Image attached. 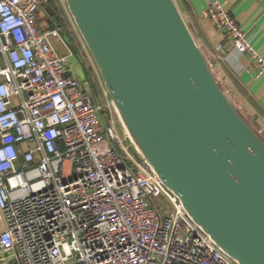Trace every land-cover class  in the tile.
<instances>
[{
  "label": "built area",
  "instance_id": "built-area-1",
  "mask_svg": "<svg viewBox=\"0 0 264 264\" xmlns=\"http://www.w3.org/2000/svg\"><path fill=\"white\" fill-rule=\"evenodd\" d=\"M50 1L0 0V263L238 264L131 151L92 83L68 76L61 31L38 23ZM202 17L264 75L223 0Z\"/></svg>",
  "mask_w": 264,
  "mask_h": 264
},
{
  "label": "water",
  "instance_id": "water-1",
  "mask_svg": "<svg viewBox=\"0 0 264 264\" xmlns=\"http://www.w3.org/2000/svg\"><path fill=\"white\" fill-rule=\"evenodd\" d=\"M64 1L136 153L222 251L264 264V138L224 92L176 1ZM42 9L59 28L57 11Z\"/></svg>",
  "mask_w": 264,
  "mask_h": 264
},
{
  "label": "crops",
  "instance_id": "crops-1",
  "mask_svg": "<svg viewBox=\"0 0 264 264\" xmlns=\"http://www.w3.org/2000/svg\"><path fill=\"white\" fill-rule=\"evenodd\" d=\"M175 1L188 28L210 62L215 77L223 83L222 86H225L229 94L243 107L247 117L256 120L264 131V75L258 77L257 67L251 61L250 56L241 55L232 47L229 38L218 31L209 19L202 17L203 11L212 0ZM54 3L60 8L58 9L60 11L58 15L61 19V26L58 28L57 25L59 24H56L55 29H59L63 40L66 39L71 44L69 37L77 38L78 36L75 23L64 0H54ZM223 3L242 29L254 35L253 47L264 58V2L257 0H223ZM60 4H62L61 7ZM38 23L43 30L51 28V25L48 24V15L43 9L38 13ZM53 43L56 47V44L60 41L54 40ZM68 49L72 52L69 47ZM86 55L91 73L96 77L98 72L96 65L90 63V57H88V54ZM3 230L4 225L0 222V232ZM0 264L14 263L6 260Z\"/></svg>",
  "mask_w": 264,
  "mask_h": 264
},
{
  "label": "rangeland",
  "instance_id": "rangeland-1",
  "mask_svg": "<svg viewBox=\"0 0 264 264\" xmlns=\"http://www.w3.org/2000/svg\"><path fill=\"white\" fill-rule=\"evenodd\" d=\"M61 6H62V4H60V7ZM75 29L77 30L78 36H77V38L72 37V36L69 37L71 44L69 43V41H66V39L63 40L66 42L68 47L73 52L72 55H70V57L68 59V68L71 71L72 78H74L75 80H77L79 82L89 81L90 83H92V87H94V90H95L94 93L96 95L94 98L97 102H101L100 97L97 95V90H100L101 93L106 91L104 81L101 77V74H100L97 66H96V69L98 72L96 74V77H94V75L91 73L89 62L86 59L87 58L86 54H88V57H90V63H92L94 65H96V64H95V62H94V60H93V58H92V56H91V54L87 48L82 36L80 35L76 25H75ZM69 35H71V34L69 33ZM56 49H57V52L62 56H68L69 55V50L63 44L62 41H60V43L56 44ZM102 101L105 104L109 103L111 105L112 115L114 117L117 133L119 134V136L122 139H125V143L128 146H130L131 151L134 152L135 149H134L132 143L130 142L129 138L126 135V131L124 130V128H123V126L119 120L120 118L118 117V114L116 113V110L114 109L111 98L110 97H108V99L103 98Z\"/></svg>",
  "mask_w": 264,
  "mask_h": 264
},
{
  "label": "trees",
  "instance_id": "trees-1",
  "mask_svg": "<svg viewBox=\"0 0 264 264\" xmlns=\"http://www.w3.org/2000/svg\"><path fill=\"white\" fill-rule=\"evenodd\" d=\"M50 5L53 6V8L57 11V13L59 14L60 11L57 7V5H55L54 0L50 1ZM62 18V17H61ZM70 40V39H69ZM71 42V41H70ZM221 83V82H220ZM223 85V83H221V86ZM224 92L228 95V97L231 99V101L236 105V107L239 109V111L242 113V115L247 119V121L258 131V133L264 138V131L261 129V127L257 124L256 120H252L249 117H247V114L244 112L243 107L238 103V101H236L234 99V97L232 95L229 94L228 89L225 88V86H222ZM94 90V87H93ZM95 92V90H94ZM97 95L100 97L101 100H103V96L102 93L100 92V90H97Z\"/></svg>",
  "mask_w": 264,
  "mask_h": 264
},
{
  "label": "flooded vegetation",
  "instance_id": "flooded-vegetation-1",
  "mask_svg": "<svg viewBox=\"0 0 264 264\" xmlns=\"http://www.w3.org/2000/svg\"><path fill=\"white\" fill-rule=\"evenodd\" d=\"M59 16V15H58ZM60 18V17H59ZM61 20V19H60Z\"/></svg>",
  "mask_w": 264,
  "mask_h": 264
}]
</instances>
